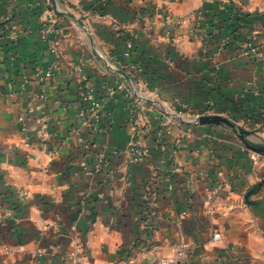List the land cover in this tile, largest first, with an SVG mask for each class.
<instances>
[{"label":"crops","instance_id":"crops-1","mask_svg":"<svg viewBox=\"0 0 264 264\" xmlns=\"http://www.w3.org/2000/svg\"><path fill=\"white\" fill-rule=\"evenodd\" d=\"M55 2L0 0V264H264V156L188 123L264 144V0Z\"/></svg>","mask_w":264,"mask_h":264},{"label":"built area","instance_id":"built-area-1","mask_svg":"<svg viewBox=\"0 0 264 264\" xmlns=\"http://www.w3.org/2000/svg\"><path fill=\"white\" fill-rule=\"evenodd\" d=\"M50 14L52 16H54L53 11H50ZM56 20L51 19V21L44 27V29L41 31V39L42 40H51L53 42H56L58 40V37L60 36L61 30L60 29H55L54 28V24H55ZM244 22V19L237 22L238 27H241L242 24ZM235 34V29L232 28L231 31H229L227 34H225V36L220 40V44L222 46H226L229 41L231 40V38L233 37V35ZM245 48L247 49V51L253 52V54H255V56H261V52H259V50L253 46V39H249L246 42ZM127 49L128 51H130L132 49V42L129 41L127 43ZM128 55V53H127ZM36 74L38 76H43V74H45L44 76H49L50 73H43L41 70H37ZM198 118L199 117H194L190 120H188V123H190L191 125H196L198 124ZM21 122H23V119H20ZM25 129L23 128L22 131H24ZM132 162H140L143 160V157L145 156V151L142 150L141 148H133L132 149ZM211 238L213 241H219L221 239V235L218 231H213ZM181 253V252H180ZM180 255V254H179ZM83 258H79V257H72V264H77L78 262L82 261ZM160 264H178V260L175 258H163L160 260Z\"/></svg>","mask_w":264,"mask_h":264},{"label":"water","instance_id":"water-1","mask_svg":"<svg viewBox=\"0 0 264 264\" xmlns=\"http://www.w3.org/2000/svg\"><path fill=\"white\" fill-rule=\"evenodd\" d=\"M50 1L53 5V8L58 14L62 16H68L67 11L61 8L59 5H57L55 0H50ZM198 123L201 125L211 124V125L224 127L235 133V135L240 139V141L248 150L264 156V144L251 141L249 137L253 134L252 132L244 130L243 128L239 127L231 120L227 119L226 117L218 116V115L201 116L198 118Z\"/></svg>","mask_w":264,"mask_h":264},{"label":"trees","instance_id":"trees-1","mask_svg":"<svg viewBox=\"0 0 264 264\" xmlns=\"http://www.w3.org/2000/svg\"><path fill=\"white\" fill-rule=\"evenodd\" d=\"M238 11H231L228 18L229 20L232 21V25H231V28L235 29V31L239 28L238 25H237V22L243 20V16H237L235 13H237ZM231 30V29H230Z\"/></svg>","mask_w":264,"mask_h":264}]
</instances>
